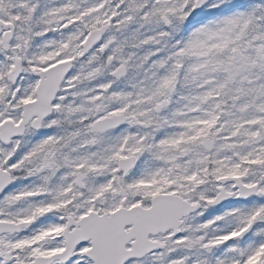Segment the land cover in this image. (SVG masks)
Returning a JSON list of instances; mask_svg holds the SVG:
<instances>
[{"label": "snow or ice", "instance_id": "obj_1", "mask_svg": "<svg viewBox=\"0 0 264 264\" xmlns=\"http://www.w3.org/2000/svg\"><path fill=\"white\" fill-rule=\"evenodd\" d=\"M0 264H264V0H0Z\"/></svg>", "mask_w": 264, "mask_h": 264}]
</instances>
